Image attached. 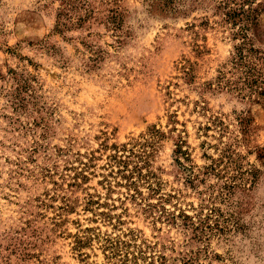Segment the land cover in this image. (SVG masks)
Listing matches in <instances>:
<instances>
[{
    "label": "rangeland",
    "instance_id": "1",
    "mask_svg": "<svg viewBox=\"0 0 264 264\" xmlns=\"http://www.w3.org/2000/svg\"><path fill=\"white\" fill-rule=\"evenodd\" d=\"M0 264H264V0H0Z\"/></svg>",
    "mask_w": 264,
    "mask_h": 264
},
{
    "label": "trees",
    "instance_id": "2",
    "mask_svg": "<svg viewBox=\"0 0 264 264\" xmlns=\"http://www.w3.org/2000/svg\"><path fill=\"white\" fill-rule=\"evenodd\" d=\"M173 2V0H164V3L165 4H171ZM173 9H174V7H173ZM236 11L235 10H232L231 12L230 11H228L226 14L228 15V16H230V18H232L233 20H235L233 17H231V16H233L232 14H234ZM110 22L114 25V26H118V21H117V17L116 16H112L111 18H110ZM245 29H247L246 27H243V33L242 34H245L244 33V30ZM243 37H245V35L243 36ZM244 44H247L246 42H244ZM245 57H246V55L240 50V53H239V58H240V60H243V59H245ZM235 62V64H238V61H234Z\"/></svg>",
    "mask_w": 264,
    "mask_h": 264
}]
</instances>
